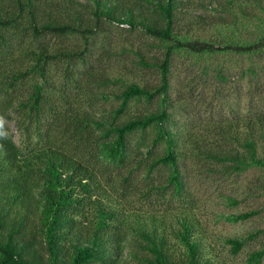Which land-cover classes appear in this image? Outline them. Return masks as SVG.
<instances>
[{
  "label": "trees",
  "instance_id": "obj_1",
  "mask_svg": "<svg viewBox=\"0 0 264 264\" xmlns=\"http://www.w3.org/2000/svg\"><path fill=\"white\" fill-rule=\"evenodd\" d=\"M106 24H127L160 41L163 58L149 60L135 50L137 63L160 71V84L128 81L110 68L102 72L93 68L87 75L97 79L94 84L99 87L121 83L116 90L102 91L104 96H115L119 105L102 118L58 105L54 119L63 130L91 132L93 139L86 142L97 161L93 165L64 146L50 144L25 153L10 135L0 140V264H229L207 241L194 211L149 214L127 209L112 196L99 163L106 160L108 168L120 170L131 167L125 181L136 170L150 179L165 167L169 171L165 181L151 179L146 186L156 192L174 188L177 194L185 190L180 160L188 155L213 160L228 173L264 169V112L216 121L214 128H219L213 136L191 130L187 146L182 147L181 130L173 128L167 108L176 53L264 54V0H0L1 41L11 32L89 40ZM199 30L212 31L214 38H203V33L195 37ZM24 51L20 65H0V97L13 105L14 97L7 93L35 79L15 108L19 121L30 130V124L44 120L55 104L43 82L51 67L62 62L66 70L76 67L86 60L88 49L43 41ZM251 72L256 75L253 68ZM157 97L160 108L130 114L133 102ZM148 130L154 134L147 136ZM84 139L79 135L76 140L82 146ZM164 143V151L155 150ZM228 242L235 254L246 243L236 237ZM263 258L264 243L249 256L255 264Z\"/></svg>",
  "mask_w": 264,
  "mask_h": 264
},
{
  "label": "rangeland",
  "instance_id": "obj_2",
  "mask_svg": "<svg viewBox=\"0 0 264 264\" xmlns=\"http://www.w3.org/2000/svg\"><path fill=\"white\" fill-rule=\"evenodd\" d=\"M104 27L89 40L77 35L35 38L21 32H11L6 41L0 40V65L6 68L20 65L24 60V49L36 48L43 41L79 45L88 49L86 60L79 61L76 67L71 66L66 70L64 62L51 67L49 76L43 82L46 93L55 100V104L44 120L33 123V126L30 124V130L19 121L15 108L19 99L28 96L35 79L29 78L7 93L14 97L11 102L13 105H8L5 96L0 97V117L5 121V131L23 152L29 153L37 147L54 144L66 147L87 163H97L86 142L91 140V132L63 130L54 119L58 105L65 110L87 112L95 118L108 115L112 107L119 105L120 101L115 96H104L102 91L116 90L121 83L99 87L94 84L97 79L87 75L93 68L99 72H102V68H110V71L122 74L128 81L160 84V71L156 67H143L137 63L139 58L135 52L136 49L141 50L149 60L156 59V56L163 58L164 47L160 41L141 29L131 30L127 24H106ZM201 33L200 30L196 31L195 37ZM212 33L204 32L202 36L214 38ZM251 68L256 71V75L251 72ZM218 71L226 75L227 79H222ZM93 72L99 78V73ZM169 81L167 108L171 113L173 128L181 130L182 147L187 146V133L191 130L210 132V136H213L219 128L214 126L222 119L264 112V54L248 56L222 52H179L173 57ZM160 100L157 97L149 102H133L130 114L156 110L162 106ZM212 122L214 125L210 130ZM153 134L152 130L146 133L147 136ZM79 135L85 137L82 146L76 140ZM138 137L139 134H136L135 138ZM212 138H217V135ZM164 149L165 143L155 147L156 151ZM106 162L109 163L106 160L99 163L102 178L114 191L112 196L127 209L149 214H170L181 208L192 210L202 223L207 241L229 264H255L250 262V253L260 249L264 243V169L228 173L213 160L188 155L180 160L185 190L177 194L174 188L156 192V188L149 190L146 186L151 179L163 181L169 172L165 167L155 171L150 179L146 178L144 171L136 170L125 181L123 178L131 167L122 170L112 166L108 168ZM244 213L253 214L247 219H235ZM230 237L246 241L238 254L233 252L228 242ZM261 264H264V258Z\"/></svg>",
  "mask_w": 264,
  "mask_h": 264
},
{
  "label": "clouds",
  "instance_id": "obj_3",
  "mask_svg": "<svg viewBox=\"0 0 264 264\" xmlns=\"http://www.w3.org/2000/svg\"><path fill=\"white\" fill-rule=\"evenodd\" d=\"M7 139V133L5 131V121L0 117V140Z\"/></svg>",
  "mask_w": 264,
  "mask_h": 264
}]
</instances>
